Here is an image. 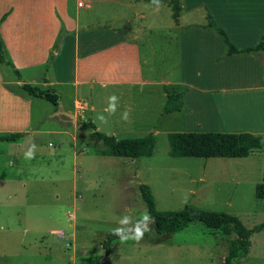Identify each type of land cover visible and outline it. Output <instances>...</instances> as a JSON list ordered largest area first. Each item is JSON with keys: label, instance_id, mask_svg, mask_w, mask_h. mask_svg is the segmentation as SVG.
<instances>
[{"label": "crops", "instance_id": "1", "mask_svg": "<svg viewBox=\"0 0 264 264\" xmlns=\"http://www.w3.org/2000/svg\"><path fill=\"white\" fill-rule=\"evenodd\" d=\"M172 1L161 0L156 10L150 0H0L6 59L0 63V137L21 134L7 142L19 143L33 134L60 135L64 143L63 137L75 140L71 130L80 117L104 131L96 119L102 113L109 125L104 134L139 140L145 137L120 140L119 133H158L156 126L143 125L179 114L185 126L201 131L196 133L235 132L253 143L247 157L262 154L264 52L226 56L208 16L238 49L256 47L264 34V0H176V7ZM24 85L60 94V108L53 105L49 119L56 117L64 128H34L36 97ZM112 95L117 111L109 115L104 109ZM60 109L74 115V124L58 115ZM125 110L127 122L121 119ZM141 158L144 164L151 157Z\"/></svg>", "mask_w": 264, "mask_h": 264}, {"label": "rangeland", "instance_id": "2", "mask_svg": "<svg viewBox=\"0 0 264 264\" xmlns=\"http://www.w3.org/2000/svg\"><path fill=\"white\" fill-rule=\"evenodd\" d=\"M176 4L173 0L171 6ZM33 101L34 128H64L56 117L49 119L53 105ZM84 123L80 117L71 130L75 140L63 137L64 143L62 136L47 134L0 142V264H225L226 237L201 222L175 234L151 231L139 243L117 239L106 251L104 243L120 218L128 215L135 222L147 212L141 184L150 187L160 212L189 206L230 213L248 229L264 223V199L256 196L264 180V152L240 159L173 157L168 134L198 131L178 114L159 125H143L156 126L158 133H119L120 140L155 133L154 155L143 164L142 158L109 156ZM104 126L103 133L109 128ZM33 143L35 155L29 160L25 152ZM204 177L206 183H199ZM251 241L250 255L232 264H264V230Z\"/></svg>", "mask_w": 264, "mask_h": 264}, {"label": "trees", "instance_id": "3", "mask_svg": "<svg viewBox=\"0 0 264 264\" xmlns=\"http://www.w3.org/2000/svg\"><path fill=\"white\" fill-rule=\"evenodd\" d=\"M179 9V6H178ZM174 17H178V10ZM208 28L220 34L226 45V56L240 54H253L259 51L264 52V34L256 47L238 49L229 39L227 33L219 27L214 18L208 16ZM0 63H6L2 41L0 40ZM22 89L30 96L46 100L60 108L61 96L53 90H42L37 86L24 85ZM87 130L93 131L90 135L92 140H98L107 148V154L115 157H124L134 161L141 157H152L154 155V136L149 135L139 140L118 141L114 137L97 131L92 122L84 123ZM21 138V134L7 135L0 137L3 142H15ZM170 144V155L178 158H227L236 159L247 157L253 143L248 137L238 133H171L168 135ZM140 191L145 202L148 214L154 218L155 223L150 224L151 231L157 233L175 234L190 227L192 223L201 222L208 229L221 231L226 237L228 251L225 264H232L235 259H245L250 255L252 241L251 237L255 232L264 230V223L254 229H248L237 216L226 212H212L197 210L186 206L179 211L160 212L156 209L155 200L149 186L141 184ZM256 196L264 199V180L256 187ZM149 231V232H151ZM149 232L144 237H149ZM119 239L109 233L104 248L109 251L112 243Z\"/></svg>", "mask_w": 264, "mask_h": 264}, {"label": "clouds", "instance_id": "4", "mask_svg": "<svg viewBox=\"0 0 264 264\" xmlns=\"http://www.w3.org/2000/svg\"><path fill=\"white\" fill-rule=\"evenodd\" d=\"M150 6H155L156 10H159L161 5V0H150ZM149 7V5H146ZM117 104H118V97L112 95L109 97L108 100V107L104 109V112L108 113L109 115H114L117 111ZM96 119L100 121L102 124H107L108 119L104 114H98ZM121 119L124 121L129 120V111L125 110L121 114ZM35 145L33 144L29 149L25 152L26 159H33L35 155ZM187 197H185V202ZM155 223L153 217H151L147 212L143 213L142 216L133 222L132 218L128 215H124L122 218L119 219L118 224L119 226L112 230L113 235L117 236L122 243L128 241H134L139 243L143 238L145 233L151 231L152 229L149 227L150 224Z\"/></svg>", "mask_w": 264, "mask_h": 264}, {"label": "water", "instance_id": "5", "mask_svg": "<svg viewBox=\"0 0 264 264\" xmlns=\"http://www.w3.org/2000/svg\"><path fill=\"white\" fill-rule=\"evenodd\" d=\"M58 115L66 117L68 119L67 122H71L74 124V120H75L74 115L66 113L64 109H60V112L58 113Z\"/></svg>", "mask_w": 264, "mask_h": 264}]
</instances>
